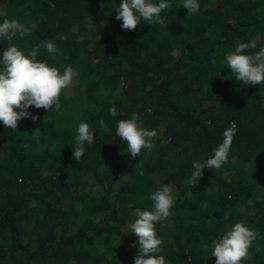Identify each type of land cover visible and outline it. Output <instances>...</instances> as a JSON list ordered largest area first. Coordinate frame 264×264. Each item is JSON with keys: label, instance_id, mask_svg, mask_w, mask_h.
Masks as SVG:
<instances>
[{"label": "trees", "instance_id": "trees-1", "mask_svg": "<svg viewBox=\"0 0 264 264\" xmlns=\"http://www.w3.org/2000/svg\"><path fill=\"white\" fill-rule=\"evenodd\" d=\"M119 2L0 0V21L31 30L0 38V51L51 41L57 53L41 48L37 59L78 73L59 111L29 106L35 121L15 131L0 123V264H133L127 225L165 184L176 198L155 226L165 264H214L212 241L237 222L256 233L241 264H264V83L243 85L223 59L240 42L264 46V0H199L195 14L173 0L166 25L142 20L131 31L115 19ZM133 112L157 133L135 158L115 136ZM82 121L94 143L75 161ZM232 125L229 162L189 185L192 161L210 156Z\"/></svg>", "mask_w": 264, "mask_h": 264}, {"label": "clouds", "instance_id": "clouds-1", "mask_svg": "<svg viewBox=\"0 0 264 264\" xmlns=\"http://www.w3.org/2000/svg\"><path fill=\"white\" fill-rule=\"evenodd\" d=\"M173 0H120L115 11V19L121 21L123 30H134L141 21L148 25H166L162 11L172 7ZM188 14H195L199 8V0H181ZM179 5V6H180ZM30 28L16 19H3L0 21V38L11 41L13 38L23 39L30 35ZM43 48L49 56L58 51L51 41H44L39 46H34L25 52L15 44H10L0 51V123L5 128L15 131L18 122L22 119L35 121L37 117L28 109L43 108L47 112L51 109L60 110V97L63 91L71 84L78 73L66 66L61 71L50 66L44 60H38L37 55ZM255 39L238 43L234 50L224 55L226 67L230 69L231 76L242 82L243 85H261L264 83V46L258 50ZM16 109V110H14ZM108 114L115 118L117 109L113 106L108 109ZM105 121H98V126L103 127ZM74 148L71 156L79 161L85 153V145L94 143L93 130L87 122H80L76 126ZM236 129L232 125L222 134L221 142L212 149V154L203 161L193 160V171L189 185L194 184L206 168L219 169L229 162V152L232 138ZM38 135V133H37ZM157 133L141 127L138 114L133 112L130 118L120 119L116 123L115 136L127 145V152L131 157H139L141 150H151L153 140ZM123 153V152H122ZM139 174H143L142 172ZM168 185H162L149 194L151 208L134 210V220L128 223L129 234L136 237L132 246L137 248L133 257V264H165L161 252L162 241L156 233L157 222L169 217L174 209L176 198L171 194ZM256 238L253 229L241 222L232 225L231 229L223 233L219 239L212 241V256L214 264H241L249 255V248Z\"/></svg>", "mask_w": 264, "mask_h": 264}]
</instances>
